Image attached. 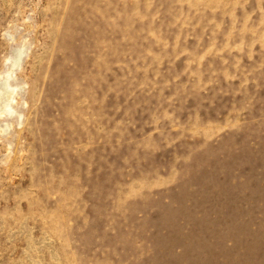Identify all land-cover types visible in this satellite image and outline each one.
<instances>
[{"label":"rangeland","instance_id":"rangeland-1","mask_svg":"<svg viewBox=\"0 0 264 264\" xmlns=\"http://www.w3.org/2000/svg\"><path fill=\"white\" fill-rule=\"evenodd\" d=\"M0 264H264V0H0Z\"/></svg>","mask_w":264,"mask_h":264},{"label":"bare ground","instance_id":"bare-ground-1","mask_svg":"<svg viewBox=\"0 0 264 264\" xmlns=\"http://www.w3.org/2000/svg\"><path fill=\"white\" fill-rule=\"evenodd\" d=\"M3 95V94H2Z\"/></svg>","mask_w":264,"mask_h":264}]
</instances>
